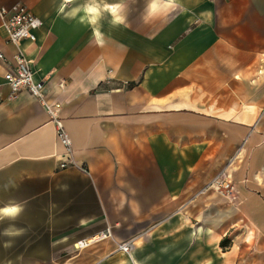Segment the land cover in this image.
I'll use <instances>...</instances> for the list:
<instances>
[{
    "label": "crops",
    "instance_id": "0c3cea01",
    "mask_svg": "<svg viewBox=\"0 0 264 264\" xmlns=\"http://www.w3.org/2000/svg\"><path fill=\"white\" fill-rule=\"evenodd\" d=\"M16 3L42 19L22 49L60 108L1 89L0 206L25 208L0 230L25 231L0 235V264H247L249 244L264 264V0H177L147 22L128 0L103 46L61 0L0 7ZM1 22L0 75L16 49Z\"/></svg>",
    "mask_w": 264,
    "mask_h": 264
},
{
    "label": "built area",
    "instance_id": "2783aa9c",
    "mask_svg": "<svg viewBox=\"0 0 264 264\" xmlns=\"http://www.w3.org/2000/svg\"><path fill=\"white\" fill-rule=\"evenodd\" d=\"M0 18L2 21L1 24L6 31L7 41L16 48L11 58L10 68L0 75V92L5 85H8L10 88L9 98L13 99L17 96V93L20 90L26 89L33 96L40 99L52 114H55L59 110L60 104L57 103L55 108H52L46 103L45 82L43 80L35 79L32 61L27 58L22 49L24 41L29 40L34 42L36 40V31L42 25V19L24 3H16L9 7L1 6ZM0 59H7L6 54L1 48ZM2 100L3 97L0 93V102H2ZM58 136L64 144L67 152H70V136L59 121ZM67 166V162L62 163L61 165L63 168ZM218 186H222L228 191L233 189L230 182L219 183ZM111 235V231L107 229L96 235L95 239L99 240ZM131 247V241H124L119 245V248L124 252H129Z\"/></svg>",
    "mask_w": 264,
    "mask_h": 264
},
{
    "label": "clouds",
    "instance_id": "9594fccd",
    "mask_svg": "<svg viewBox=\"0 0 264 264\" xmlns=\"http://www.w3.org/2000/svg\"><path fill=\"white\" fill-rule=\"evenodd\" d=\"M177 0H147L144 20L158 18L161 13H167L174 10ZM130 6L128 0H83L77 3V0H61L57 9V14L66 20H71L77 24L91 29L92 36L98 46L105 43L104 33L102 31L103 21L107 20L112 28L129 26ZM25 205L20 202H9L0 206V222L5 220L15 221L24 211ZM24 229L10 224L8 227L0 230V235L5 237H18L24 233ZM11 239L4 241V247H11Z\"/></svg>",
    "mask_w": 264,
    "mask_h": 264
},
{
    "label": "rangeland",
    "instance_id": "374dc122",
    "mask_svg": "<svg viewBox=\"0 0 264 264\" xmlns=\"http://www.w3.org/2000/svg\"><path fill=\"white\" fill-rule=\"evenodd\" d=\"M231 244H229V243H226L223 247H224V250H229L230 249V246ZM251 244H249V246L246 248V251H247V253H248V255H247V257H248V259H246V260H248V261H250L251 262V260H252V262H254V263H247V264H256V258L255 259H253L252 257L254 256V255H256V253H257V250H258V248H256V247H252V246H250ZM228 247V248H227ZM237 248V247H236ZM238 250H239V248H238ZM242 258H246V255L243 253V256H242ZM258 264H261V263H258Z\"/></svg>",
    "mask_w": 264,
    "mask_h": 264
}]
</instances>
